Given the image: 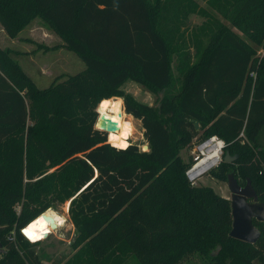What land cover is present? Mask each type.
<instances>
[{"label":"trees","instance_id":"16d2710c","mask_svg":"<svg viewBox=\"0 0 264 264\" xmlns=\"http://www.w3.org/2000/svg\"><path fill=\"white\" fill-rule=\"evenodd\" d=\"M201 1L231 27L194 0H0L8 37L37 17L83 63L38 89L0 48V264H41L19 230L29 222L26 238L40 241L38 215L64 201L66 264H264V221L252 220L254 243L229 237V200L189 184L178 155L217 136L210 177L248 179L264 204V58L242 37L264 44V0ZM194 12L205 23L187 31ZM126 82L161 93L157 105L137 102ZM112 96L139 120L147 150L112 147L95 127L110 99L99 100Z\"/></svg>","mask_w":264,"mask_h":264},{"label":"rangeland","instance_id":"374dc122","mask_svg":"<svg viewBox=\"0 0 264 264\" xmlns=\"http://www.w3.org/2000/svg\"><path fill=\"white\" fill-rule=\"evenodd\" d=\"M194 2L197 4V7L200 9H203L208 13L209 16L214 18L215 20H218L219 22L223 23L224 25L231 27V24L224 18L220 16L219 13L208 7L203 1L201 0H194ZM206 18L204 16H201L197 14V12H194L193 14L189 15L187 21H186V28L187 31L190 29H195L196 27L202 25L205 23ZM35 22H41V20L37 17L33 18L29 23H35ZM240 34V32H238ZM20 35H25V31L23 30ZM243 39H245L246 42H248L250 45H253L254 48V55L253 57L257 58V61L261 58H264V44L255 45L254 43L250 42L247 38L242 36ZM46 47V46H45ZM45 51L49 49V47H46ZM51 49V48H50ZM44 51V50H43ZM67 53L69 57L73 59V62L64 64L62 66H55L51 68L52 76L51 78L59 77V79L64 78L68 74H73L80 69L83 68V63L79 60V58L72 53L71 51L67 50ZM16 59V57L14 56ZM20 68L22 72L29 76H32V79L29 78L26 74V76L32 81V83L38 88L43 89L49 85V83L53 80L51 78L47 77H41L38 73L37 68L28 67V62L25 60H20ZM54 66V63H53ZM50 68V67H49ZM252 73V72H251ZM248 73L249 76L252 77V74ZM62 74V76H60ZM254 75V73H253ZM34 81V82H33ZM122 89L124 92H127L133 96V98L142 104L146 105H157L158 99L160 98L161 93H152L151 91L147 90L146 88L139 86L132 82H126L123 84ZM106 99H119V97H109L99 100V103L97 107H99V104L101 101ZM109 100V101H110ZM108 101V102H109ZM108 104V103H107ZM106 104V105H107ZM105 105V106H106ZM104 106V108H105ZM96 107V106H95ZM103 108V109H104ZM122 108V107H121ZM96 109V108H95ZM102 109V110H103ZM128 118L132 121V125L129 126V132H130V138L128 139V142L130 144H136L138 148L141 151H144L145 141L143 139L142 135V128L140 125V122L138 119H135L128 115ZM116 125V124H115ZM100 131V130H99ZM118 131V126L116 125L115 132ZM102 132V131H101ZM193 143V142H192ZM193 144H190L186 148H182L178 151V155L184 162H190L191 161V150ZM112 145V144H111ZM221 159V158H220ZM50 169L49 171H51ZM195 185H205L212 188V190L225 197L228 198L229 192L227 190L225 181H219L215 180L214 178L210 177V175L207 173L200 177ZM67 205L68 201H64L63 203H53L47 210L54 211L56 214L62 215L64 217V221L56 229H53L52 232L47 227V232L41 237V240L38 242H29L27 238H24L27 243L31 245L32 251L37 255V258L41 264H66V262L69 260L70 256L73 254L74 250H71L69 247V243L73 237V227L68 219L67 215ZM16 211L18 210V206H15ZM46 212V211H45ZM47 226V225H46ZM12 233V232H11ZM127 264H134L132 262H128ZM181 264H203L197 259H193L192 262H183Z\"/></svg>","mask_w":264,"mask_h":264},{"label":"water","instance_id":"95a60500","mask_svg":"<svg viewBox=\"0 0 264 264\" xmlns=\"http://www.w3.org/2000/svg\"><path fill=\"white\" fill-rule=\"evenodd\" d=\"M95 113L96 118L94 125L98 124V127L100 128L98 130L104 132L106 139L107 132L114 131L116 129L115 122L99 114L96 109ZM193 125L194 128L197 129L196 121H193ZM144 148L147 150V145H145ZM233 159L234 157L229 156L227 153H225L222 157V161L225 163H229ZM225 184L229 192L227 199L229 200L231 216V225L230 230L228 231V236L246 243H254L259 237V232L252 224V220L264 221V204L257 200V196L248 179L245 180L243 185H239L233 175L228 173L226 175ZM41 217L48 222L52 229H55V225L50 216L42 213ZM19 232L23 233V228H21ZM1 252L2 249L0 247V253Z\"/></svg>","mask_w":264,"mask_h":264},{"label":"crops","instance_id":"0c3cea01","mask_svg":"<svg viewBox=\"0 0 264 264\" xmlns=\"http://www.w3.org/2000/svg\"><path fill=\"white\" fill-rule=\"evenodd\" d=\"M23 30L25 35H20ZM61 45L60 38L45 27L42 22L28 23L13 38L8 37L0 26V48H9L15 51L14 56L18 64L20 65V60H25L28 62V67L37 68L35 71H38L41 77L51 78V68L56 65L60 67L69 61L73 62L67 49ZM42 46L49 47V49L45 51ZM27 76L32 79V76Z\"/></svg>","mask_w":264,"mask_h":264},{"label":"bare ground","instance_id":"6f19581e","mask_svg":"<svg viewBox=\"0 0 264 264\" xmlns=\"http://www.w3.org/2000/svg\"><path fill=\"white\" fill-rule=\"evenodd\" d=\"M99 114L109 118L110 120H112L118 124V131H116V133H114L112 135L113 132L112 133H110V131L107 132V134H108L107 143H109L110 145L113 144L112 146L117 147V148H122V149L125 148L129 144V142H128V139L130 138L129 126L132 125V121L128 118V115L123 112V110L121 108V100L111 99L108 102V104L105 106V108L99 112ZM95 127L99 129V127H97V124ZM216 146H218V143L216 144ZM217 155H219V151H216V154L213 156V158L210 161L206 162L203 166L208 167L210 165H213L216 162V160L218 159ZM66 211H67V209H66ZM44 214L48 215L52 218L53 223L55 225V229L58 228L59 226H61V224L64 221V217L62 215L56 214L54 211L46 210V212H44ZM38 216L41 217L40 214ZM41 219L44 221V223L47 225V227L52 232L53 229H51V227H49L48 222L45 221L42 217H41ZM28 223L23 227V233L22 234L24 236H25L24 229L28 225ZM25 238H26V236H25ZM28 241H30V240H28Z\"/></svg>","mask_w":264,"mask_h":264},{"label":"built area","instance_id":"2783aa9c","mask_svg":"<svg viewBox=\"0 0 264 264\" xmlns=\"http://www.w3.org/2000/svg\"><path fill=\"white\" fill-rule=\"evenodd\" d=\"M251 74L253 76V73ZM217 143L218 146H216ZM224 145V142L215 135H211L201 141L196 142L193 145L191 150V161L184 171V177L189 184L195 185L196 181L200 177L207 174L210 169L217 166L218 162L220 161L222 148L224 147ZM216 151H219V155H217L218 159L216 160V162L213 165L204 167L203 165L213 158V156L216 154ZM46 210H44L42 213L44 214ZM42 213H40V215Z\"/></svg>","mask_w":264,"mask_h":264}]
</instances>
